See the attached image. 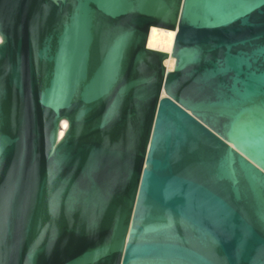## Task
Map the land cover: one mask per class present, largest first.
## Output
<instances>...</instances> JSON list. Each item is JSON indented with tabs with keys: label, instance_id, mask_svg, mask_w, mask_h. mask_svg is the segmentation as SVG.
Masks as SVG:
<instances>
[{
	"label": "water",
	"instance_id": "1",
	"mask_svg": "<svg viewBox=\"0 0 264 264\" xmlns=\"http://www.w3.org/2000/svg\"><path fill=\"white\" fill-rule=\"evenodd\" d=\"M0 264H264V0H0Z\"/></svg>",
	"mask_w": 264,
	"mask_h": 264
},
{
	"label": "bare ground",
	"instance_id": "2",
	"mask_svg": "<svg viewBox=\"0 0 264 264\" xmlns=\"http://www.w3.org/2000/svg\"><path fill=\"white\" fill-rule=\"evenodd\" d=\"M176 31L152 27L149 32L147 47L150 50L162 52L171 55L174 47ZM175 59H167L166 68L168 72L173 71Z\"/></svg>",
	"mask_w": 264,
	"mask_h": 264
}]
</instances>
